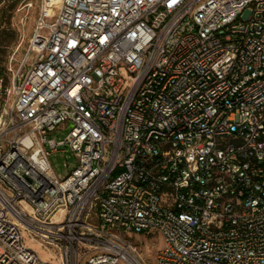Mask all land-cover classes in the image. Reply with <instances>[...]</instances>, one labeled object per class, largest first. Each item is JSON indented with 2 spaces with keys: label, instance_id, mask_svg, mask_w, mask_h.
Listing matches in <instances>:
<instances>
[{
  "label": "built area",
  "instance_id": "1",
  "mask_svg": "<svg viewBox=\"0 0 264 264\" xmlns=\"http://www.w3.org/2000/svg\"><path fill=\"white\" fill-rule=\"evenodd\" d=\"M5 93L0 264H264V0H60Z\"/></svg>",
  "mask_w": 264,
  "mask_h": 264
},
{
  "label": "rangeland",
  "instance_id": "2",
  "mask_svg": "<svg viewBox=\"0 0 264 264\" xmlns=\"http://www.w3.org/2000/svg\"><path fill=\"white\" fill-rule=\"evenodd\" d=\"M60 0H0V70L4 76L6 87L10 86L13 74L24 59V54L37 21L41 14L45 24H50L59 8ZM43 10V11H42ZM42 31H45L43 29ZM28 67V63L26 64ZM12 96L0 94V112L10 105ZM60 125L54 132L47 135L55 142L63 140L68 127ZM64 148L51 154L49 163L59 179H63L76 166V160L70 151L63 152ZM25 244L33 249L42 260L57 263V251L53 247L44 248L38 242L29 239L23 234ZM131 245L133 256L139 264H155L156 256L161 248V239L158 234L149 236H132ZM121 264H126L121 262Z\"/></svg>",
  "mask_w": 264,
  "mask_h": 264
},
{
  "label": "trees",
  "instance_id": "3",
  "mask_svg": "<svg viewBox=\"0 0 264 264\" xmlns=\"http://www.w3.org/2000/svg\"><path fill=\"white\" fill-rule=\"evenodd\" d=\"M3 73H4V72H2V71L0 70V80H2V88L4 89V88H6V84H5V82H4V76H3Z\"/></svg>",
  "mask_w": 264,
  "mask_h": 264
},
{
  "label": "bare ground",
  "instance_id": "4",
  "mask_svg": "<svg viewBox=\"0 0 264 264\" xmlns=\"http://www.w3.org/2000/svg\"><path fill=\"white\" fill-rule=\"evenodd\" d=\"M57 217H58V215L56 214V215L54 216V218L56 219ZM134 264H137V263L134 262ZM138 264H139V263H138Z\"/></svg>",
  "mask_w": 264,
  "mask_h": 264
}]
</instances>
